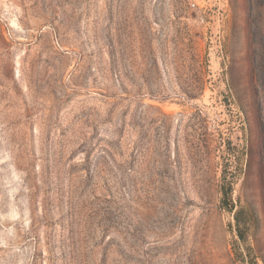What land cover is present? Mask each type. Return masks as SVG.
I'll use <instances>...</instances> for the list:
<instances>
[{
  "label": "rangeland",
  "instance_id": "obj_1",
  "mask_svg": "<svg viewBox=\"0 0 264 264\" xmlns=\"http://www.w3.org/2000/svg\"><path fill=\"white\" fill-rule=\"evenodd\" d=\"M0 264H264V0H0Z\"/></svg>",
  "mask_w": 264,
  "mask_h": 264
}]
</instances>
